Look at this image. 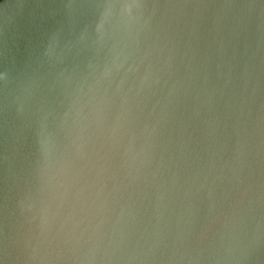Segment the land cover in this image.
<instances>
[{"label": "water", "instance_id": "95a60500", "mask_svg": "<svg viewBox=\"0 0 264 264\" xmlns=\"http://www.w3.org/2000/svg\"><path fill=\"white\" fill-rule=\"evenodd\" d=\"M0 264H264V0H0Z\"/></svg>", "mask_w": 264, "mask_h": 264}]
</instances>
